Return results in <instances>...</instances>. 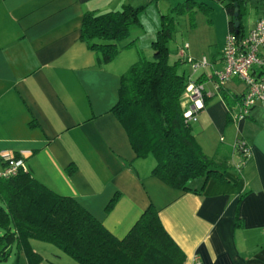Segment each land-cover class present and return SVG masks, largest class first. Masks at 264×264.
I'll use <instances>...</instances> for the list:
<instances>
[{"label":"crops","instance_id":"obj_1","mask_svg":"<svg viewBox=\"0 0 264 264\" xmlns=\"http://www.w3.org/2000/svg\"><path fill=\"white\" fill-rule=\"evenodd\" d=\"M154 1L0 0V168L6 157L18 155L38 182L74 198L119 239L152 204L183 251V264H264V119L255 112L264 104L245 118L228 120L227 103L213 86V69L222 66L229 31L224 8L223 42L203 56L212 67L196 78L208 99L192 122L202 151L226 162L223 178L211 177L205 184L204 178L194 179L186 191L172 188L152 174L153 156L137 157L112 111L121 74L143 54L139 46H148L153 56L150 41L162 13L160 0L156 7ZM125 4L145 7L120 45L134 43L102 62L80 38L82 16ZM262 13L250 16L245 35ZM188 47H177L172 59L191 57ZM187 65L181 70L186 72ZM192 72L189 77L196 81ZM225 91L236 114L233 100L244 86L232 78ZM237 139L249 146L247 156L235 149ZM34 243L30 247L40 254ZM57 249V259L47 264H68ZM17 264H30L23 251Z\"/></svg>","mask_w":264,"mask_h":264},{"label":"trees","instance_id":"obj_2","mask_svg":"<svg viewBox=\"0 0 264 264\" xmlns=\"http://www.w3.org/2000/svg\"><path fill=\"white\" fill-rule=\"evenodd\" d=\"M249 2L223 0L229 31L237 40L245 36L243 19ZM195 7L205 12L212 9L204 2L187 0L160 14L159 27L150 41L153 58L141 53L121 74L118 101L112 108L137 157L153 156L152 174L181 191L191 190L190 183L197 178H204V184L211 177L221 179L227 168L226 162L205 154L195 138L192 122L208 98L204 95L203 107L191 118L185 117V92L191 78L181 67L190 64L189 57L177 54L171 59L168 46L175 32L174 15L193 13ZM144 8L125 4L104 13L87 11L82 16L80 38L100 61L109 62L134 43L120 45L130 28L140 22ZM195 82L201 83L200 77ZM218 90L227 103L228 120H232L233 105L224 86ZM240 98H234L236 106ZM116 199L117 195L112 197L107 209ZM31 240L52 243L79 264H183L185 259L152 204L119 239L74 198L54 192L20 169L14 176L0 177V264H17L22 251L30 264H39L42 256L32 250Z\"/></svg>","mask_w":264,"mask_h":264},{"label":"built area","instance_id":"obj_3","mask_svg":"<svg viewBox=\"0 0 264 264\" xmlns=\"http://www.w3.org/2000/svg\"><path fill=\"white\" fill-rule=\"evenodd\" d=\"M188 60L193 72L212 67L205 57L201 60L189 57ZM212 75L216 90L225 86L232 78L243 84L244 92L237 104L239 111L232 115L234 119L245 118L255 105L264 104V13L242 39L237 40L232 32H227L222 48V66L213 69ZM185 94L189 100L185 117L191 118L194 112L203 107L204 86L202 83L189 81ZM235 148L242 156H247L250 152L249 146L242 139L236 140ZM20 169H25L22 158L6 157L0 168V177L14 176Z\"/></svg>","mask_w":264,"mask_h":264},{"label":"rangeland","instance_id":"obj_4","mask_svg":"<svg viewBox=\"0 0 264 264\" xmlns=\"http://www.w3.org/2000/svg\"><path fill=\"white\" fill-rule=\"evenodd\" d=\"M187 0H160L158 3L159 9L162 13H168L171 9ZM197 3L204 2L208 6L213 7L208 12L200 9L199 7L194 8L193 13H178L174 15L175 20V32L173 38L169 41V50L171 52V59L174 51L177 47H183L186 43L189 45L188 53L196 60H201L203 56L209 57L213 48L219 47L222 44L225 33H226V20L225 13L223 11V4L216 0H194ZM157 0L154 1L156 7ZM256 12H264V0H250L247 14L244 17L245 29L249 27L252 22V16ZM148 18L149 17V13ZM251 16V17H250ZM146 18V17H145ZM223 23L224 29H221ZM140 51L143 52V56L147 59H152L153 56L149 54L150 50L148 46H139ZM138 58V57H137ZM190 65V64H189ZM187 76L190 75L191 66H185ZM198 72V71H197ZM198 73L192 72V80H196ZM195 82V81H194ZM185 106H189V101L184 102ZM255 112L259 113V120L264 119V107L256 106ZM210 136V134L208 135ZM35 247L39 249L40 254L43 258L42 264L52 262L53 258L57 259L53 250H58L52 243L35 240ZM63 254V253H62ZM61 258L68 262V264H79L74 259L67 255H60Z\"/></svg>","mask_w":264,"mask_h":264},{"label":"water","instance_id":"obj_5","mask_svg":"<svg viewBox=\"0 0 264 264\" xmlns=\"http://www.w3.org/2000/svg\"><path fill=\"white\" fill-rule=\"evenodd\" d=\"M238 7L236 6L235 8V13H234V25L236 27V32H238L239 30V25H240V21L238 20Z\"/></svg>","mask_w":264,"mask_h":264}]
</instances>
